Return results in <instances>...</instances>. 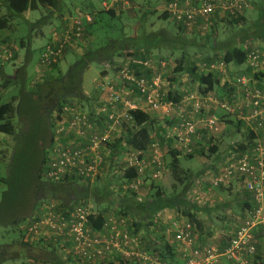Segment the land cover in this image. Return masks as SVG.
Returning <instances> with one entry per match:
<instances>
[{
  "label": "trees",
  "instance_id": "trees-1",
  "mask_svg": "<svg viewBox=\"0 0 264 264\" xmlns=\"http://www.w3.org/2000/svg\"><path fill=\"white\" fill-rule=\"evenodd\" d=\"M65 1L0 0V12L3 8L6 9L5 14H0V32L11 28L15 22L20 21V18H24L30 22L29 18H27V14L35 11H39L40 14L48 13V18L43 17L38 22L37 28H42L47 24L52 26L57 21L61 23L67 22L66 12L69 11V9H67ZM167 1L171 3L175 0ZM96 9L97 8L94 9L95 11L89 10L85 5L84 7L79 8L76 17L83 15V13L91 16L92 22L84 24V30L87 29V32L91 33L90 28L96 32L95 27L101 20V14H106L108 21L106 20L103 24L107 25L106 33L110 36L112 35L113 38L108 39L105 44L98 48L90 47L91 44L85 48V46L82 47L81 44L79 45L77 42L78 49L83 51H79L81 53L79 58L71 64L66 72L60 69L61 59L57 63L51 65H43L41 60L42 66L52 67V73L40 77L38 81L26 91V95L22 96L20 94L17 97L12 98L10 102L0 104V134L6 135L12 139L10 158L7 162H4L6 165V173L0 174V225L4 226L6 229H10L8 230L10 232L18 230L21 233L20 239L7 241V243L0 242V264L2 261L6 260L25 258L42 261L45 264H95L94 262H82L78 257L64 253L63 249L69 246V242L64 240L61 236L52 237L48 240L44 238L25 239L24 229L21 227L22 224L26 227L30 220L38 217L37 215L39 212L37 211L39 210V206L48 201H58L59 204H56V207L58 206L57 209H60L62 213L64 212V215H67L66 210L71 211L79 202H90L93 211L88 216V225L95 231H107L113 223L117 225L118 229L127 230L133 234H137L144 229L145 234L141 235L138 243L139 245L135 248L143 251L141 246L144 244L145 252L157 256L159 261L163 264L169 260L175 259L177 256L174 251V245L165 239L164 232L171 228V221L169 222L170 225H168L167 230L161 229L164 230V235H157L155 232L150 231L156 214L164 209L176 210L183 218L187 219L189 224L192 225L193 234L194 231L202 225V221L198 219L197 214L205 211L204 208L207 207V203L198 205L189 199H184V195H180L175 200H168L164 197L159 188L156 192L142 198L141 188L145 181L153 179H143V184H141L138 189H126L124 188V185L135 178V171H132L131 168L122 170L114 162V160L117 159L116 157L120 149H122L123 143L136 150L147 151L150 144L154 142L152 141V131L154 130L155 125L158 124L159 121L165 120L164 118L167 116L162 117V119H157L152 117L150 112H145L139 109L130 111L131 125L125 128L121 132L120 137L114 142L107 144V147L110 150V159L114 162L113 165L117 166L115 172H117L119 178L123 180L121 190L116 184H114L115 176L111 174V169L109 168L101 175L97 174L92 180L89 178L82 180L74 172L59 177L47 176L46 164L50 160L49 150L54 144L55 139V118H60L62 114H64V108L67 105H75L74 103H79V106L83 108L86 106L92 107L98 99L94 95L87 96L82 89V76L91 63L97 62L102 68H104L101 72L102 76H106V72L111 66L117 65L118 69L115 68L114 70H117L118 79L121 81L118 72L126 66V61L120 63L116 60V58L120 57V54L126 53L131 55L132 58L144 61L149 60L148 56L153 49L159 52L164 51L166 53L170 49H172L170 50V53H173L176 49L180 52V59L177 61V65L174 68L175 80L177 77L187 73L185 75L190 76L193 80L195 86L193 93L197 96L214 94L220 89L219 79L216 74H198L197 67H195L194 64L189 65L186 63L189 61L191 54L189 51H186L187 49L184 50V47L181 48L178 45H175V39H172L173 43H169V45H171L169 50H166V47L162 48V46L159 45L161 44L159 43V40L162 39L161 41H163L166 38L169 39V37H171L168 35V32L164 35L165 37H163L162 33L156 34L154 32H146L144 25L140 23L138 29L136 27L132 28L131 33L127 35L121 30H117L114 25L109 23L111 20H115L120 14H122L123 10L116 13L118 10L106 9L102 6V9L97 13ZM247 11H245L244 14ZM238 17L225 19V21H227L229 25H237L240 22ZM161 18L165 21L171 20L173 25L178 27L180 31L184 30V26L173 21L166 11L161 14ZM243 20L244 19L241 18V21ZM140 21H142V19ZM17 25L20 26V22ZM70 26H72L71 23L67 27L55 31L68 30L70 29ZM177 37L179 38V34ZM251 40H248L246 34H243L241 43L238 42L226 48L222 57V64L224 66L232 65L237 68L246 65V58L250 52L247 48L243 49L242 46L248 45L247 42ZM4 43L13 50V47L7 41H4ZM156 43L159 44L155 45ZM19 47L26 49L28 47L27 40L22 39L19 41ZM257 50L262 51V49ZM65 52H67V49ZM262 52L264 53V51ZM14 58H16L15 54L14 57L6 63L12 61ZM30 58L31 53L28 51L25 64L29 62ZM208 62L212 63L210 60ZM184 64H187V69L183 67ZM127 67L138 76L143 74L148 78L152 76L150 75L151 71L149 72L148 70L144 72V68L141 65L131 62ZM25 68H23L24 71L21 72V74H24V77ZM4 70L3 66L0 65V95L7 90L12 83H14V78L18 79L19 77L18 73L16 77L12 78L10 75L5 74ZM253 77L256 82L261 83L264 81V72L256 73ZM119 81L116 86H120ZM226 88H228V85L222 86V89ZM133 91L136 92V88L133 89ZM43 95H45V97H43ZM181 96L182 95L178 94L175 90H169L164 94L163 102L171 101L177 103L182 98ZM241 126L242 123L237 122V127ZM224 130L225 128L221 135ZM248 132H246L248 135L245 136L246 145H256L259 136L255 135L254 131L249 130ZM162 137L170 144L171 140L165 139L164 133H162ZM210 144H212V141ZM210 144L208 152L216 154L210 162L212 167H215L214 173L218 172V165L216 162L222 159L225 154L233 150L235 147L239 150H244L246 148L244 145H236L222 154L221 149L217 148L216 143L211 146ZM168 151L174 159L181 156V153L173 150V148H170ZM200 154H204L203 151H201ZM193 155L192 152L185 156L192 158ZM174 159L172 166L170 167L172 170L175 169L176 161ZM163 173L164 169L161 175L156 179H159ZM200 174L201 173L197 174L199 175L198 177H203V174ZM190 181L191 179H189V183ZM215 189L227 190L225 188ZM119 194H122L121 198L125 199V202L121 204L122 206H117L115 212L122 216H131L130 220L132 221L134 229L132 231L126 227L125 221L122 217L119 218L116 216V218H111L110 216L107 217L105 213V208H109L115 204L112 195L119 196ZM138 196L142 199H137ZM208 206L211 205L208 204ZM244 207L247 208L246 211H248L252 206L247 204ZM257 228L259 230H264L263 225H260ZM169 234L171 238L176 241L174 233L169 232ZM226 237L228 241L229 236ZM44 241H49L43 246V249H46V255L35 256L34 249L38 247V244L40 245V242ZM176 242L179 243L178 241ZM51 246L52 248H50ZM257 254V257L264 262V252H259L257 249ZM111 255H113L114 258L116 257L115 259L119 264H127L128 260L132 259L127 258L125 255L116 251L108 253L102 257L101 261L103 262H101V264H111L112 261H110V259L108 260V256L110 257ZM104 258H107V261L104 260ZM181 263L182 260L180 259V262L176 264Z\"/></svg>",
  "mask_w": 264,
  "mask_h": 264
},
{
  "label": "built area",
  "instance_id": "built-area-1",
  "mask_svg": "<svg viewBox=\"0 0 264 264\" xmlns=\"http://www.w3.org/2000/svg\"><path fill=\"white\" fill-rule=\"evenodd\" d=\"M253 0H190L173 1L167 5L166 12L170 18L191 29H211L215 18L232 19L242 16L250 9ZM129 0H103L106 9L119 10L127 6ZM117 12V11H116ZM92 18L83 14L73 20L68 30L54 31L52 39L45 47L42 64L51 65L63 58L66 49L79 42L84 31V24L91 23ZM76 46V45H75ZM14 57L12 48L0 38V61L7 62ZM246 65L254 76L264 72V53L255 50L247 55ZM141 65L144 72L153 68L151 60L141 61L130 58L118 75L120 86L108 82L97 85L98 99L90 108L79 105H67L64 114L54 120V144L50 149V160L47 166L48 177H59L74 172L82 180L94 179L97 174L107 171L111 164L108 143L120 137L121 132L131 125L130 111L160 112L163 116L176 114L175 122L168 127L164 137L172 141V148L183 155L192 153L191 142L198 137L201 127L208 137L221 135L224 125L211 110H224L237 116L246 124H252L254 131L264 132V90L255 87L256 83L247 76L236 77L233 81L242 91V106L220 102L214 94L197 96L186 90L182 98L173 103L163 102L164 83L160 75L138 76L127 67L129 63ZM165 63L161 62V67ZM210 70L222 71L225 66L211 65ZM185 87V86H184ZM136 88V92L133 89ZM239 106V107H238ZM247 110V113L244 111ZM201 117L200 120H197ZM114 160L122 170L129 168L135 171V178L125 183L124 188L138 189L143 179L158 178L164 163L158 143L152 142L147 151L136 150L122 144ZM113 162V164H114ZM206 191L215 188H230L246 191L252 196L253 206L246 211L241 223L228 237L227 244L220 250L213 246H195L193 244L192 225L187 221L171 220L170 230L182 246L181 264H264L257 257L255 229L264 225L262 199L264 196V142L258 140L256 145H248L244 150L236 147L225 154L219 163L218 172L209 177ZM202 186V183L200 184ZM204 195V202L210 201ZM137 199L141 200L139 196ZM54 204L45 207L38 217L30 220L26 228V239L46 240L61 236L69 242V252L82 262L97 264L102 257L112 252H119L129 258H140L144 262L161 264L157 256L137 250L141 233L133 234L120 230L114 223L110 229L95 231L88 225V216L93 211L90 202H79L69 211L56 212ZM66 248L63 249L65 251ZM28 264H45L34 259Z\"/></svg>",
  "mask_w": 264,
  "mask_h": 264
},
{
  "label": "rangeland",
  "instance_id": "rangeland-1",
  "mask_svg": "<svg viewBox=\"0 0 264 264\" xmlns=\"http://www.w3.org/2000/svg\"><path fill=\"white\" fill-rule=\"evenodd\" d=\"M65 1V0H64ZM102 1L103 0H66L65 3L67 4V9L69 11L66 12V15L69 17L67 19V22L61 23L57 21L54 23V25L47 24L46 26L42 28H37L38 22L43 18H48V13L40 14L39 11H35L31 13V18L29 21L25 20L24 18H20V21L15 22V24L10 28L12 31L11 34H9L7 37H4L0 35V38L3 41H7L14 50V54L16 58H14L12 61L6 63L3 61H0V65L3 66L4 73L7 75H10V77L14 78L19 73V77L14 78L15 81L12 83V85L5 90L0 95V104H3L5 102H10L12 98L17 97L18 95H26V91L31 88V86L38 81V79L42 76L48 75L49 73H52V67H44L41 65V59L45 50V47L48 45L50 40L52 39V34L55 30L63 29L67 27L71 21H73L76 16L78 15V10L80 7H84L85 5L89 8V10L96 9V12L98 13L99 10L102 9ZM264 1V0H263ZM84 4V5H83ZM169 4V1L167 0H129V3L127 6L122 7L119 11L123 10L122 14H120L115 20H111L109 23L115 26L117 30H121L125 34L129 35L131 33V29L136 27L137 29L140 26V23L144 25L146 32H154L156 34L162 33L163 37L168 32L169 36L175 37V45H178L179 47H184V50L189 51L191 56L189 57V61L186 62L189 65L194 64L195 67H197V71L200 74H208L213 73L216 74L217 77H219V74L221 75L220 71H212L210 70L211 65L220 64L222 63V57L223 53L226 48L236 44L241 43L243 39V34H246L248 40H251L248 43V50L249 52L254 49H261L264 51V3L261 5L263 8L261 9L260 6L257 5H251V9L248 10L245 14L238 17V20L240 21L237 25H229L227 21L224 19H217L216 23H212L211 29L208 30H194L195 27L188 29L184 27L183 31H180L178 27L173 25V22L171 20H163L161 18V14L166 11L167 5ZM66 9V7H65ZM154 12V13H149ZM6 9H2L0 14H5ZM85 14V13H83ZM263 14V15H262ZM241 18L244 20L241 21ZM263 18V19H262ZM108 19L106 14H101V20L99 21V24L96 25V32L92 28H90L91 33L87 32V29L84 30L83 34L81 35V38L78 42V44L85 48L89 46L92 48H98L101 47V45L105 44L108 39L113 38L112 35L106 33L107 25L103 24ZM142 19V21H140ZM260 20V21H259ZM108 21V20H107ZM20 22V29L17 24ZM72 24V23H71ZM71 27V26H70ZM193 30V31H192ZM41 34V35H40ZM179 34V38L177 35ZM99 36V37H97ZM162 36V35H161ZM181 38V39H180ZM259 38V39H256ZM22 39H26L28 42V47L26 49L19 47V41ZM162 40V39H161ZM159 40V43H156L155 45H160L162 48L166 47V50L168 49L169 43H167L165 40L161 41ZM161 41V42H160ZM178 42V43H177ZM177 43V44H176ZM78 44H75L69 49H67V52L64 53L63 58L60 62V69L62 71H68L69 67L72 63H74L81 54L78 48ZM18 45V46H17ZM17 46V48H16ZM84 48V49H85ZM171 48V47H170ZM177 48V47H176ZM178 49V48H177ZM172 50V49H170ZM170 50L166 53L164 51L159 52L157 50H152L149 54V60L152 61L153 68L150 69V75H160L162 78V81L164 83V87L162 88L164 90V93H167L169 90H175L178 94L183 95L186 90L194 91V83L190 76H188V82L187 85L182 86L181 81H176L174 76V68L177 64L178 59L180 58V52L178 50H174L173 53H170ZM28 51L31 53V58L27 64H25V60L28 54ZM131 58V55L128 54H120V57L116 58V60L120 63L123 61H127ZM212 61V63H209L208 61ZM117 62V63H118ZM161 62L165 63L164 67H161ZM26 66V68H25ZM25 68V77L24 74H21L22 71H24ZM117 65L111 66L107 70L106 76H102L101 72L104 68L97 62H93L89 65V67L85 70L83 76H82V89L84 91H88L91 95L98 94L97 91V85L99 82H108L111 83L113 86L118 85V76H117ZM242 70H245L246 67H241ZM39 71V72H38ZM54 74V73H53ZM248 75V74H243ZM246 77V76H245ZM249 77V76H247ZM228 78L231 79L228 75ZM121 82L119 81V84ZM220 88V87H219ZM222 88V87H221ZM229 88V87H228ZM227 89V88H226ZM218 92V91H217ZM45 94V93H44ZM217 95V93H215ZM218 96V95H217ZM45 97V95H43ZM219 97V96H218ZM227 103H231L228 100H221ZM216 112L220 114L219 121L225 126L226 128L222 135L216 136V137H209L206 133L203 132V130L198 131L200 134L203 135L205 138L204 143L210 144L211 141L217 144V148H221V151H228L233 146H247L245 141V136L248 135L246 132L249 131V128H246L244 126L237 127L238 120L236 119V116L234 114L228 113L224 110L218 109ZM210 113H214V111H211ZM150 115L152 117H155L157 119H162V113L160 112H150ZM166 117V116H165ZM165 120H161L158 122V124L155 125L154 130L152 131V141L158 143L159 150L162 153V160L164 163V173L159 179H153L145 181L143 187L141 188V195L142 198L145 196L147 197L151 193L156 192V190L159 188L160 191L163 193L164 197H166L168 200L177 199L180 195H184V199L190 200L194 203H197L198 205H203L204 203H207V207L204 208L205 211L203 213H200L203 218H205V222L208 224L213 225L220 231V235L217 237V241L220 240V243L217 245V243H206L207 246H213L217 249L222 250L225 247V242L227 241V237L231 233V231L238 226L239 223H241V212L234 215L232 218H234L232 224L230 226H227L226 221L228 220V216L226 211L222 208V206H219V203L217 204V208H214V202L208 203L204 202V197L202 194L200 196V193L206 191L204 189V186H200V184H208L209 183V177H211L214 174L215 167L211 165V161L213 156H216V154L209 153L207 148H204L203 153L204 154H195L193 151L192 158L186 157L185 155H181L180 157H177V159L171 156L170 152L168 151L170 149V144L165 141L162 137V133H166V130L170 125H172L176 120V114L172 113L170 116H167L164 118ZM201 117H198L197 120H200ZM249 133V132H248ZM165 138V137H164ZM162 139V140H161ZM166 139V138H165ZM197 139V138H196ZM195 139V140H196ZM12 139L9 138L6 135L0 134V174L6 173V165L4 162H7L10 158L11 151H12ZM249 144V143H248ZM51 149V148H50ZM49 150V148H48ZM202 151V150H201ZM50 152V150H49ZM229 153V152H228ZM173 159L175 162V169L172 170L170 168L172 166ZM111 166L109 169H111V174H113L114 177V184H116L119 189L121 190V186L123 183V180L119 178V175L115 170L117 169L116 165H113V162H111ZM48 166V162L46 164ZM198 173L203 174V177H198ZM200 174V175H201ZM189 179H191L189 183ZM189 183V184H188ZM186 187V188H185ZM123 190V189H122ZM220 192V189H214L213 193ZM208 196L211 194L208 191ZM122 194L112 195L113 202L115 203L113 206L109 208H105L104 210L108 212V216L111 218H116L118 216L119 218H123L125 221V225L127 228H129L131 231L133 229L132 221L130 220L131 216H122L121 214H117L115 209L117 206H122L123 202H125V199L121 198ZM207 196V195H206ZM210 201H213L212 195L210 196ZM50 204H54L53 208L56 210V212H62L60 209H57L56 204H59L58 201H48L44 202L39 206V210L37 212H44L45 207L50 206ZM208 204H211V206H208ZM262 205H263V215H264V196L262 199ZM208 209V210H207ZM211 209H216L212 211ZM170 210L171 218L187 221L186 218H183L179 212H177L174 209H164L162 211ZM160 213V212H159ZM158 213V214H159ZM156 214L155 219H153V225L152 228H154V225L159 224L160 227H162V222L158 221L157 223L154 222L158 216ZM37 215V213H36ZM168 215V214H167ZM38 216V215H37ZM238 217V218H235ZM129 218V219H128ZM170 219V218H169ZM231 219V218H230ZM243 220V219H242ZM201 221V220H200ZM229 224V223H228ZM235 226V227H234ZM24 229L25 239H26V232H25V225L22 224L21 226ZM10 229H6L4 226L0 225V242L7 243V241L20 239L21 233L20 231H8ZM160 233L156 234L160 235L163 234L162 230H159ZM196 231V230H195ZM194 231V233H195ZM226 232V233H224ZM132 233V232H131ZM170 235V234H169ZM220 237V238H219ZM255 240H256V248L258 247L259 252H264V230L256 229L255 231ZM49 241L40 242V245L38 244V247H36L35 256H44L46 255V249H43V246L46 245ZM52 248V246L50 247ZM69 248V247H68ZM70 250V248H69ZM69 250H65L64 253L67 255H73L72 252H69ZM62 252V251H61ZM75 257V256H74ZM114 257V256H113ZM180 259L182 260L181 256H177L173 260H169L168 262H165L164 264H176L180 262ZM29 260L31 258H25V259H11L2 261L1 264H28ZM80 260V259H79ZM104 260H107L104 258ZM175 260V261H174ZM81 262V261H79ZM163 264V263H161Z\"/></svg>",
  "mask_w": 264,
  "mask_h": 264
},
{
  "label": "crops",
  "instance_id": "crops-1",
  "mask_svg": "<svg viewBox=\"0 0 264 264\" xmlns=\"http://www.w3.org/2000/svg\"><path fill=\"white\" fill-rule=\"evenodd\" d=\"M190 1H192V2H194V1H196V0H190ZM263 3H264V1L263 0H253V2H252V5L254 6V5H257V8H258V6H260V8L262 9L263 7L261 6V5H263ZM251 9V8H250ZM33 13V12H32ZM27 18H31V13H28L27 14ZM69 17L68 16H66V19H68ZM217 19H223V18H221V16L220 15H218L217 17H216V20ZM71 23H73V21H71ZM214 24L216 23V21L215 22H213ZM19 26V25H18ZM195 27V29L194 30H197V31H199L200 30V28L199 27H197V26H194ZM193 27V28H194ZM11 29H13V28H11ZM19 29H20V26H19ZM193 31V30H192ZM12 33V31L10 30V28L9 29H5V30H2L1 32H0V35H2V36H4V37H7L9 34H11ZM9 37V36H8ZM172 39H175L174 37H169V39L168 38H166L165 39V41L167 42V43H173L172 42ZM242 48L243 49H245V48H247L248 49V45H244V46H242ZM168 49H170V46H168ZM262 49V48H261ZM255 50H257V48L256 49H254V50H252V51H250V53L251 52H253V51H255ZM162 52V51H161ZM223 55H224V53H223ZM150 59V58H149ZM180 59V58H179ZM178 59V60H179ZM177 65V64H176ZM176 67V66H175ZM183 67L184 68H186L187 69V64H184L183 65ZM243 67H246V69L245 70H242L241 69V67L240 68H237V67H234V66H232V65H230V66H225V69L224 70H222L220 73H221V75L219 74V77H217L218 79H219V83H220V89H219V91L218 92H215V93H217V95L219 96H217L215 93V95H216V98L218 99V100H228L229 102H232L233 104H236V105H239V106H242V103H243V100H242V97H243V95H242V91L239 89V87H237L236 85H235V83H233V81H234V79L236 78V77H241V76H249L248 78H250L251 77V75H252V72L248 69V66L247 65H244ZM149 72H150V70H149ZM197 73L198 74H200L198 71H197ZM185 74H187V73H185ZM185 74H183V75H181V76H179V77H177V79H176V81H181V84H182V86H185V85H187V82H188V76L187 75H185ZM243 74H248V75H243ZM228 75H229V77L231 78V79H229L228 78ZM251 79H253L254 80V77H253V75H252V77H251ZM255 81V80H254ZM255 83H256V85H255V87H257V88H260L261 90H264V81L263 82H256L255 81ZM224 85H228V87L229 88H227V89H222L221 87L222 86H224ZM84 93L87 95V96H92L88 91H84ZM94 96H96L97 98H98V94H94ZM97 101H95V103H96ZM75 105H79V103H74ZM233 106H235V105H233ZM238 106V107H239ZM86 108H90V107H88V106H86ZM211 111H214V113L216 114V116L218 117V118H220V114H218V112H216L217 110H211ZM248 111L247 110H245L244 111V113H247ZM163 116V115H162ZM236 116V115H235ZM163 117H165V116H163ZM236 119H237V116H236ZM238 120V119H237ZM238 122L239 123H242V126H244V127H246V128H249V130L250 131H254L253 130V126H251L252 124H246L245 122H241V121H239L238 120ZM226 129V128H225ZM200 130V128L198 129V131ZM204 132V131H203ZM255 133V135H258L259 136V140H262V141H264V132L263 131H254ZM205 133V132H204ZM204 140H205V138L203 137V135L202 134H200V132L198 133V137H197V139L196 140H194V141H192L191 142V148H192V152L194 151V153L195 154H198V153H201V150L203 151L204 150V148H207V150H208V148H209V145L208 144H205L204 143ZM215 144V141L214 142H212V144H210V146L211 145H214ZM172 145V144H171ZM171 145H169V147L170 148H172V146ZM221 149V148H220ZM173 150H175V151H177V152H180L179 150H177V149H173ZM181 153V152H180ZM222 154H224V151H222L221 152ZM181 155H183L182 153H181ZM221 156H223V155H221ZM220 161H221V159L218 161V162H216L217 163V165H218V168H219V163H220ZM214 174H216V173H214ZM206 185V183H204V184H202V186H204V189H205V186ZM235 187L233 186V187H231V188H227V190H220V192L218 193V192H216V193H211V195H212V199H213V201L211 202V203H213L214 202V208H217V207H219V206H222V208L226 211V213H227V215H229L228 216V220L226 221V223H227V225H226V227L227 226H230L231 224H232V222H233V220H234V218H232L234 215H236V214H238L239 212H241V221H242V219L244 218V214H245V211H246V209L247 208H245L244 206L245 205H250V206H253V201H252V196L250 195V193L249 192H246V191H239V192H237V191H235V190H233ZM230 189V190H229ZM214 190V189H213ZM202 194H206V195H208V193L206 192V191H204V192H202V193H200V196L202 195ZM203 196V195H202ZM219 203V205L217 206V204ZM211 205V204H210ZM217 206V207H216ZM116 210V209H115ZM212 211H214V210H216V209H211ZM105 213H106V215H107V217H109L108 216V212H106L105 211ZM168 214V215H167ZM171 213H170V210H166V211H161L159 214H158V216H157V218H156V220L154 221V222H158V221H160V222H162V227H160L159 226V224L157 223V225H154V228L153 229H150V231H153V232H155V234H156V232L157 233H160V231L159 230H161V229H164V230H167V227H168V225H170L169 224V222L171 221V220H173L174 218H171V216H169ZM197 216H198V219H200L201 221H202V225H201V227L200 228H197V230L195 231V233L193 234V237H194V240H193V244L195 245V246H207L206 245V243H217V245L218 244H220V243H223V242H220V240L219 241H217V237H218V235H220V231L216 228V227H214L213 225H211V224H208L207 222H205V218H203L202 216H201V214L199 213V214H197ZM170 218V219H169ZM231 218V219H230ZM235 218H238V217H235ZM239 219V218H238ZM175 220H178V219H175ZM179 221V220H178ZM181 221H184L183 219H181ZM229 223V224H228ZM240 224V223H239ZM264 226V225H263ZM235 227V226H234ZM237 228V225H236V227L230 232V233H233L234 231H235V229ZM256 229H258V228H256ZM256 229H255V231H256ZM108 231V230H107ZM107 231H103V233H106ZM144 229H143V231H141L140 233H141V235L142 234H145L144 233ZM163 231V230H162ZM260 231H261V229H260ZM169 232H172L170 229H168L167 231H165L164 233H165V239H167L168 240V242L169 243H171V244H173L174 245V251H175V254H176V256H181L182 257V250H183V246L180 244V243H177L176 241H174L173 240V238H171V236L169 235ZM224 233H226V232H224ZM218 234V235H217ZM231 235V234H230ZM220 238V237H219ZM218 242H220V243H218ZM225 244H226V242H225ZM144 244L141 246V249H143V251L142 252H144L145 250H144ZM257 249H258V247H257ZM66 250H69V248L68 247H66ZM64 252V251H63ZM127 257V256H126ZM116 258V257H115ZM114 257H113V255H111L110 257L108 256V260L110 259V261H112L111 262V264H119V262L115 259ZM127 258H129V257H127ZM132 259H130V260H128V263L127 264H153V263H151V262H144V261H142L140 258H135L134 257V259H133V256L131 257ZM107 259V258H106ZM107 261V260H106ZM100 262V263H99ZM97 264H101V262H103V261H99ZM222 264H228V262L227 261H225V260H223L222 261Z\"/></svg>",
  "mask_w": 264,
  "mask_h": 264
}]
</instances>
